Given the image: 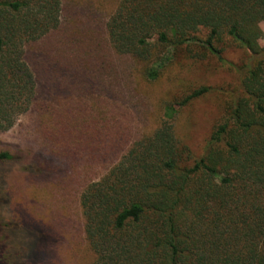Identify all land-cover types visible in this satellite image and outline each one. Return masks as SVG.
<instances>
[{"label": "trees", "instance_id": "16d2710c", "mask_svg": "<svg viewBox=\"0 0 264 264\" xmlns=\"http://www.w3.org/2000/svg\"><path fill=\"white\" fill-rule=\"evenodd\" d=\"M263 21L264 0L118 1L104 26L106 51L143 63L146 81L181 55L231 64V45L248 57L203 154L181 144L176 120L211 90L205 85L162 101L157 126L86 184L79 202L89 264H264ZM70 22L64 0H0V131L38 104L28 53L45 39L71 27L94 70L107 65L99 27ZM12 157L0 151V163Z\"/></svg>", "mask_w": 264, "mask_h": 264}, {"label": "rangeland", "instance_id": "374dc122", "mask_svg": "<svg viewBox=\"0 0 264 264\" xmlns=\"http://www.w3.org/2000/svg\"><path fill=\"white\" fill-rule=\"evenodd\" d=\"M118 1L64 0L66 26L75 20L99 27L108 65L100 72L94 70L97 61L86 60L83 44L71 39V27L28 53L38 104L0 131V151L13 156L0 163V264H89L94 257L79 202L86 184L101 177L139 134L157 126L162 101L205 85L211 90L183 106L176 120L181 144L203 154L239 90L236 67L248 54L231 45L225 51L231 64L209 53L204 60L181 55L159 80H144L143 63L106 51L104 26Z\"/></svg>", "mask_w": 264, "mask_h": 264}]
</instances>
